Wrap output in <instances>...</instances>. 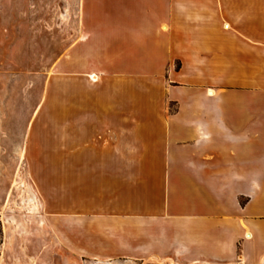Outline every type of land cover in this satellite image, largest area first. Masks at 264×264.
Listing matches in <instances>:
<instances>
[{
	"label": "crops",
	"instance_id": "crops-1",
	"mask_svg": "<svg viewBox=\"0 0 264 264\" xmlns=\"http://www.w3.org/2000/svg\"><path fill=\"white\" fill-rule=\"evenodd\" d=\"M243 8L80 0L60 112L38 139L39 152L59 155L62 222L76 223L77 251L264 264V86L246 76L259 37L228 28L235 9L231 23L259 25L255 13L239 20Z\"/></svg>",
	"mask_w": 264,
	"mask_h": 264
},
{
	"label": "rangeland",
	"instance_id": "rangeland-1",
	"mask_svg": "<svg viewBox=\"0 0 264 264\" xmlns=\"http://www.w3.org/2000/svg\"><path fill=\"white\" fill-rule=\"evenodd\" d=\"M236 1L245 3L239 20L246 23L255 13L260 23L233 24L237 10H230V35L246 41L258 35L260 56L246 76L264 86V0H255L256 10L247 6L253 0ZM79 3L0 0V246L7 248L2 264H185L172 256L144 261V255L77 251L76 223L62 222L59 155L39 152L38 139L52 124L45 119L60 112V60L81 34ZM83 242L88 250L94 247Z\"/></svg>",
	"mask_w": 264,
	"mask_h": 264
}]
</instances>
